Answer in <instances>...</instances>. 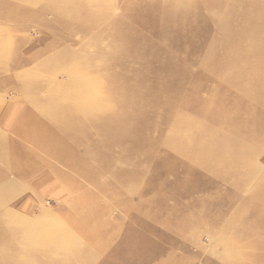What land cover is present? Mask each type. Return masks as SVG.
<instances>
[{
	"label": "rangeland",
	"instance_id": "374dc122",
	"mask_svg": "<svg viewBox=\"0 0 264 264\" xmlns=\"http://www.w3.org/2000/svg\"><path fill=\"white\" fill-rule=\"evenodd\" d=\"M0 264H264V0H0Z\"/></svg>",
	"mask_w": 264,
	"mask_h": 264
}]
</instances>
